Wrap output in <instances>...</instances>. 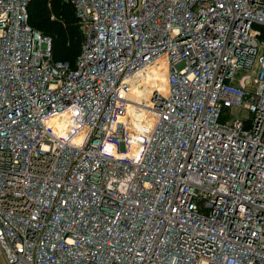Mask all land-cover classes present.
Here are the masks:
<instances>
[{
  "label": "built area",
  "instance_id": "obj_1",
  "mask_svg": "<svg viewBox=\"0 0 264 264\" xmlns=\"http://www.w3.org/2000/svg\"><path fill=\"white\" fill-rule=\"evenodd\" d=\"M65 1L74 63L0 0L2 264H264V0Z\"/></svg>",
  "mask_w": 264,
  "mask_h": 264
},
{
  "label": "trees",
  "instance_id": "obj_2",
  "mask_svg": "<svg viewBox=\"0 0 264 264\" xmlns=\"http://www.w3.org/2000/svg\"><path fill=\"white\" fill-rule=\"evenodd\" d=\"M28 22L50 37L53 58L74 63L82 37L71 4L65 0H30Z\"/></svg>",
  "mask_w": 264,
  "mask_h": 264
},
{
  "label": "bare ground",
  "instance_id": "obj_3",
  "mask_svg": "<svg viewBox=\"0 0 264 264\" xmlns=\"http://www.w3.org/2000/svg\"><path fill=\"white\" fill-rule=\"evenodd\" d=\"M164 65L157 63L153 64L150 68H148L145 72H143L140 76H138V80L133 84V89H132V96L131 99L133 98L135 101L133 103H129L127 106L128 113H130V121L129 123L133 124L134 127H136V135L141 136V133L144 135L147 132V129L150 126V119L149 118V111L145 109L144 106H141L140 103V98H145L146 97V92L147 88L152 89L153 87H157L160 90L164 89V82H165V72H164ZM147 104H145L146 106ZM65 115L66 113H60L58 116L55 118L56 119V124H59L61 129L62 122L65 121ZM147 120V121H146ZM141 136L140 138H142ZM139 138V139H140ZM138 139L137 136L134 137V140ZM138 142H136L137 144Z\"/></svg>",
  "mask_w": 264,
  "mask_h": 264
},
{
  "label": "rangeland",
  "instance_id": "obj_4",
  "mask_svg": "<svg viewBox=\"0 0 264 264\" xmlns=\"http://www.w3.org/2000/svg\"><path fill=\"white\" fill-rule=\"evenodd\" d=\"M127 122L130 121V118H126ZM0 264H2V259H1V256H0Z\"/></svg>",
  "mask_w": 264,
  "mask_h": 264
},
{
  "label": "crops",
  "instance_id": "obj_5",
  "mask_svg": "<svg viewBox=\"0 0 264 264\" xmlns=\"http://www.w3.org/2000/svg\"><path fill=\"white\" fill-rule=\"evenodd\" d=\"M2 259V258H1Z\"/></svg>",
  "mask_w": 264,
  "mask_h": 264
}]
</instances>
